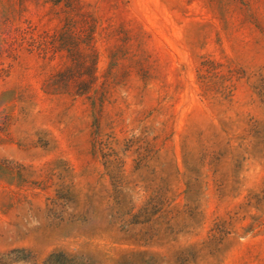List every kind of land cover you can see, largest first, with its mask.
<instances>
[{
  "label": "rangeland",
  "instance_id": "obj_1",
  "mask_svg": "<svg viewBox=\"0 0 264 264\" xmlns=\"http://www.w3.org/2000/svg\"><path fill=\"white\" fill-rule=\"evenodd\" d=\"M57 260L264 264V0H0V264Z\"/></svg>",
  "mask_w": 264,
  "mask_h": 264
},
{
  "label": "trees",
  "instance_id": "obj_2",
  "mask_svg": "<svg viewBox=\"0 0 264 264\" xmlns=\"http://www.w3.org/2000/svg\"><path fill=\"white\" fill-rule=\"evenodd\" d=\"M60 255H61V254H53V255H51L49 261H54V260H56L57 258L60 257ZM55 262H56V263H60L58 260L55 261ZM60 264H61V263H60Z\"/></svg>",
  "mask_w": 264,
  "mask_h": 264
}]
</instances>
